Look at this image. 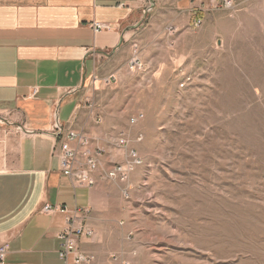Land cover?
Listing matches in <instances>:
<instances>
[{
    "label": "rangeland",
    "instance_id": "374dc122",
    "mask_svg": "<svg viewBox=\"0 0 264 264\" xmlns=\"http://www.w3.org/2000/svg\"><path fill=\"white\" fill-rule=\"evenodd\" d=\"M201 3L200 27L147 28L122 78L88 83L142 160L107 181L117 221L80 245L88 264H264V0Z\"/></svg>",
    "mask_w": 264,
    "mask_h": 264
},
{
    "label": "crops",
    "instance_id": "0c3cea01",
    "mask_svg": "<svg viewBox=\"0 0 264 264\" xmlns=\"http://www.w3.org/2000/svg\"><path fill=\"white\" fill-rule=\"evenodd\" d=\"M201 2L0 0V245L10 247L5 264H64L59 235L67 217L45 214V206L89 216L86 226L95 236L82 240L87 251L117 221L110 182L97 174L94 188L75 187L63 175L60 135L72 130L88 137L93 149L104 152L102 168L123 162L128 149L118 148L111 127L96 116L85 97L88 83L111 88L134 65L133 42L142 31L186 30ZM96 25L103 29L95 31Z\"/></svg>",
    "mask_w": 264,
    "mask_h": 264
},
{
    "label": "built area",
    "instance_id": "2783aa9c",
    "mask_svg": "<svg viewBox=\"0 0 264 264\" xmlns=\"http://www.w3.org/2000/svg\"><path fill=\"white\" fill-rule=\"evenodd\" d=\"M209 1L212 5L221 3L226 8L234 7V0ZM201 24L202 19L197 18L194 25L200 27ZM94 29L95 31H100L103 27L96 25ZM185 86V82L181 84V88ZM139 119H132L131 124L135 125ZM60 136L63 139L59 150L61 171L65 177L71 180L75 187L94 188L98 182L97 174L100 175L102 180L112 183H124L142 165V160L139 158L138 153L134 150H129L125 137H122L116 143L118 148L128 149L123 163H116L110 169H105L102 168L103 150L99 148L93 149L92 141L88 137L72 130H67ZM73 144H75V147L72 146ZM43 212L49 215L60 213L67 217V227L59 235L61 243L59 257L64 264L90 263L91 258L84 255L79 248L83 239H90L94 235V231L86 226L89 216L79 210L71 212L63 207L45 206ZM9 251L10 247L8 244L0 245V264H5ZM70 257H72L71 263Z\"/></svg>",
    "mask_w": 264,
    "mask_h": 264
}]
</instances>
